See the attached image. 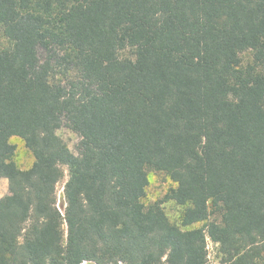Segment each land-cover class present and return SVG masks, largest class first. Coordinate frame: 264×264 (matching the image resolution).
I'll return each instance as SVG.
<instances>
[{
	"label": "trees",
	"instance_id": "1",
	"mask_svg": "<svg viewBox=\"0 0 264 264\" xmlns=\"http://www.w3.org/2000/svg\"><path fill=\"white\" fill-rule=\"evenodd\" d=\"M0 178V264H264V0H0Z\"/></svg>",
	"mask_w": 264,
	"mask_h": 264
},
{
	"label": "rangeland",
	"instance_id": "2",
	"mask_svg": "<svg viewBox=\"0 0 264 264\" xmlns=\"http://www.w3.org/2000/svg\"><path fill=\"white\" fill-rule=\"evenodd\" d=\"M242 59L244 61H249V53H243ZM57 133L65 140L69 148L74 153H77L79 137L65 127L59 129ZM11 142L16 145L15 161L18 167L21 169L29 168L33 162V157L29 150L24 146L23 141L17 137H14L11 139ZM64 171L65 177L57 185L58 205L60 208H62L60 203L64 199L62 195L63 185L64 181L67 179V170H65V168ZM148 179L149 183L146 190V197L144 199V202L146 204L152 203L162 198L165 193L169 190V188L173 186V183L167 177H165V175L158 172H149ZM9 195L10 192L7 179L0 178V199L8 197ZM163 206L170 220L173 222H179V216L182 212V208L172 201L164 203ZM195 226H201V224H197ZM207 251L208 264H218L219 257L217 252V245L212 243L209 239H207ZM83 264L89 263L84 262Z\"/></svg>",
	"mask_w": 264,
	"mask_h": 264
},
{
	"label": "water",
	"instance_id": "3",
	"mask_svg": "<svg viewBox=\"0 0 264 264\" xmlns=\"http://www.w3.org/2000/svg\"><path fill=\"white\" fill-rule=\"evenodd\" d=\"M62 195H63V192H62ZM60 209H62V208H60Z\"/></svg>",
	"mask_w": 264,
	"mask_h": 264
}]
</instances>
